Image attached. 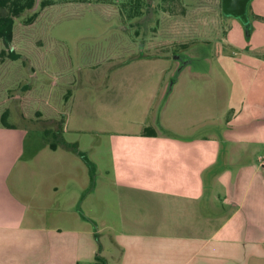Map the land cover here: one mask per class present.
Returning <instances> with one entry per match:
<instances>
[{"label":"rangeland","instance_id":"rangeland-1","mask_svg":"<svg viewBox=\"0 0 264 264\" xmlns=\"http://www.w3.org/2000/svg\"><path fill=\"white\" fill-rule=\"evenodd\" d=\"M42 1L35 0L16 20L10 45L16 60L8 58L0 40V124L8 110L6 121L18 132L26 130L30 149L57 144L78 156L71 160V174L79 179L89 174L91 183L101 178V205L92 200L89 207L104 220L92 227L101 229L106 261L111 255L105 250L110 252L116 234L133 229L130 194L117 193L121 184L134 179L146 186L147 177L140 174L146 171L155 187L166 186V172L179 178L173 172H179L180 163L164 160V146L154 144L160 142L155 133H166L161 122L185 132L200 123L209 128L214 121L244 122L263 114L264 47L252 44L238 18L223 15L222 0H138V5L133 0H55L45 13ZM252 5L248 13L255 34L259 27ZM35 13L40 14L30 20ZM179 55L192 58L180 71ZM140 149L151 151L154 159ZM23 153L16 164L20 169L63 165L43 151ZM125 173L133 178H122ZM31 175L22 180L27 190L33 187Z\"/></svg>","mask_w":264,"mask_h":264},{"label":"crops","instance_id":"crops-1","mask_svg":"<svg viewBox=\"0 0 264 264\" xmlns=\"http://www.w3.org/2000/svg\"><path fill=\"white\" fill-rule=\"evenodd\" d=\"M251 1L259 27L251 42L264 47V0ZM171 90L165 91L166 102ZM263 120L264 112L244 122L214 121L209 128L200 123L199 129L185 132L161 122L166 133L156 131L153 138L160 142L154 144L164 146V160L173 157L180 163L179 172H173L179 178L166 172L161 188L150 180L151 172H140L147 177L146 186L123 175V190L117 193L130 194L133 229L116 234L111 253L105 250L111 255L106 264H264ZM9 124H0V264H95L104 251L101 229L92 222L100 226L104 220L93 216L89 206L92 200L101 205V178L95 176L91 183L89 174L87 179L75 177L71 160L78 156L57 144L30 149L26 130L18 132V126ZM203 128L208 131L196 133ZM27 150L31 156L43 151L63 165L34 172L17 168ZM140 150L154 159L151 151ZM28 174L34 180L27 190L22 180Z\"/></svg>","mask_w":264,"mask_h":264},{"label":"trees","instance_id":"trees-1","mask_svg":"<svg viewBox=\"0 0 264 264\" xmlns=\"http://www.w3.org/2000/svg\"><path fill=\"white\" fill-rule=\"evenodd\" d=\"M54 1L55 0H43L41 2V8L44 9L42 13H45L46 12L45 9H47V6L53 4ZM95 1L104 2V0H95ZM133 2L134 4L138 5V0H133ZM34 5H35V0H0V8L3 10L6 8V13H0V40H2L3 43L6 45L8 50L7 56L12 61L16 60L19 57L18 54L10 48L11 47L10 45L15 38L16 20L19 17H21L24 11H26L27 9H32ZM39 14L40 13L33 14V16L30 17V20L35 19L36 17H38ZM243 27L246 31L247 36L250 37L252 32V25L250 26V28H246L244 25ZM22 105L24 109V111H22V115L26 117L27 108L25 107L24 101H22ZM7 114H8V110H6L2 115L1 124L10 126L9 122L6 121L5 118ZM95 264H106V261L98 254L96 256Z\"/></svg>","mask_w":264,"mask_h":264},{"label":"water","instance_id":"water-1","mask_svg":"<svg viewBox=\"0 0 264 264\" xmlns=\"http://www.w3.org/2000/svg\"><path fill=\"white\" fill-rule=\"evenodd\" d=\"M251 0H222L223 14L238 18L246 28H250L248 6Z\"/></svg>","mask_w":264,"mask_h":264},{"label":"flooded vegetation","instance_id":"flooded-vegetation-1","mask_svg":"<svg viewBox=\"0 0 264 264\" xmlns=\"http://www.w3.org/2000/svg\"><path fill=\"white\" fill-rule=\"evenodd\" d=\"M178 59L180 60V69H179V71L188 64L186 61L191 62V60H192V58L187 59L185 56H182V55H179ZM185 63H187V64H185ZM169 89H170V87H169Z\"/></svg>","mask_w":264,"mask_h":264},{"label":"built area","instance_id":"built-area-1","mask_svg":"<svg viewBox=\"0 0 264 264\" xmlns=\"http://www.w3.org/2000/svg\"><path fill=\"white\" fill-rule=\"evenodd\" d=\"M261 163L264 165V158H262V162Z\"/></svg>","mask_w":264,"mask_h":264}]
</instances>
